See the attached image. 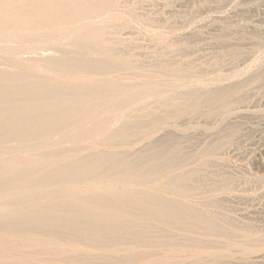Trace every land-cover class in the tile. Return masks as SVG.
Segmentation results:
<instances>
[{
  "label": "rangeland",
  "instance_id": "rangeland-1",
  "mask_svg": "<svg viewBox=\"0 0 264 264\" xmlns=\"http://www.w3.org/2000/svg\"><path fill=\"white\" fill-rule=\"evenodd\" d=\"M263 9L264 0H115L110 16L96 25L106 29L105 43L80 24L57 25L39 30L42 33L11 30L9 38L2 37L0 56L6 60L0 67V86L26 87L32 95L18 108L0 103V118L20 110L29 117L62 108L85 109L86 115L76 122L71 136L53 133L47 143L41 137L13 142L14 148L0 155V181L20 177L24 170L48 172L86 156L95 162L98 155H110L112 163L95 162L98 180L103 189L129 190L135 200H118L115 206L112 198L102 197L100 188L79 182L77 188L85 196L96 194L97 200L110 202L104 212L83 203L65 185L44 187L35 193L33 203L79 215H110L115 228L79 219L68 223V231H43L46 234L37 236L36 242L25 232L0 241V264H264V219L244 217L239 210L264 201V21L255 16ZM42 43L53 53L40 57L3 51L19 52ZM61 53L73 61L84 57L100 67L81 71L77 65L60 64L56 60ZM119 128L125 132L113 137ZM257 133L263 137L256 151L250 142ZM158 163H163V171ZM145 164H157L158 172L140 177L147 180L144 186L118 182L126 173L138 177ZM36 178L29 173L18 184H4L0 199L26 191ZM162 205L170 206L169 213ZM70 237L76 242L69 243Z\"/></svg>",
  "mask_w": 264,
  "mask_h": 264
},
{
  "label": "bare ground",
  "instance_id": "bare-ground-1",
  "mask_svg": "<svg viewBox=\"0 0 264 264\" xmlns=\"http://www.w3.org/2000/svg\"><path fill=\"white\" fill-rule=\"evenodd\" d=\"M115 0H25V2L23 4H17L18 1L17 0H0V39L2 37L5 38H9L10 35H12L10 32L11 30H20L22 32H26V33H31V32H36L39 30H43L45 31V28H49V27H54L57 25H65V26H70L73 24H80V26H83L82 28H84V26H86V28H88V32L89 35H93V36H97L100 38V40L105 43L106 40L104 39V30L103 28L96 26L98 21H103L105 19L108 18V16H110L109 11H112V7H113V3ZM117 4V3H116ZM11 7H13V9H11ZM116 9V8H115ZM259 11V10H257ZM256 11V12H257ZM263 12H257L255 16L258 17L259 20H263L264 21V9L262 10ZM112 13V12H111ZM112 15V14H111ZM105 24H103L104 26ZM116 29V28H115ZM83 30V29H81ZM110 30V29H109ZM59 31V30H58ZM25 32L23 34H25ZM41 32V31H39ZM46 32V31H45ZM51 32V31H49ZM82 32V31H81ZM117 32V31H116ZM42 33V32H41ZM54 33V32H53ZM107 33V32H106ZM110 33V32H109ZM16 34V33H15ZM22 34V35H23ZM47 35H49L48 33H46ZM83 34V33H81ZM29 35V34H28ZM35 35V34H34ZM53 35V34H52ZM51 35V36H52ZM59 35V33H58ZM80 35V34H79ZM85 35V34H83ZM25 38V35H23ZM50 36V37H51ZM92 36V38H93ZM108 36V35H105ZM20 37V36H19ZM27 37V36H26ZM16 38V37H15ZM57 38V37H56ZM84 38V37H83ZM87 38V37H86ZM112 38V37H111ZM28 39V38H27ZM97 39V38H95ZM115 39V38H114ZM117 39V38H116ZM9 40V39H8ZM7 40V41H8ZM32 40V39H31ZM39 41V39H37ZM49 40V39H48ZM5 41V40H4ZM20 41V40H19ZM18 41V42H19ZM22 41V40H21ZM51 41V40H50ZM94 41V40H93ZM15 42V41H14ZM16 42V43H18ZM23 42V41H22ZM46 42V41H45ZM44 42V43H45ZM95 42V41H94ZM93 42V43H94ZM100 42V41H99ZM2 43V42H1ZM4 43V42H3ZM8 43V42H6ZM35 43V42H34ZM50 43V42H49ZM5 44V43H4ZM9 44V43H8ZM6 44V47H10V45ZM25 44V43H24ZM23 44V45H24ZM40 44V43H39ZM51 44V43H50ZM8 45V46H7ZM92 45V44H91ZM12 46H16L17 48L19 46L17 45H12ZM47 45H39L38 47H34L31 49H24V50H19V52H16L14 50H11L9 48L4 49V52H8V54H13L14 55H18L21 53H23L24 55H33V56H40L42 54L45 55V53L49 54V53H53V51H48L47 52ZM24 47V46H23ZM22 47V48H23ZM12 48V47H10ZM15 47H13L12 49H14ZM46 48V49H45ZM99 48V47H98ZM118 48V47H117ZM16 49V48H15ZM55 49V47H54ZM17 50V49H16ZM107 50V49H106ZM56 52V51H55ZM59 52V51H57ZM109 52V51H108ZM67 53V52H66ZM63 53H61L60 58L58 60H56L58 63L60 64H73V65H77L81 71H89L90 69H94L96 67H100L99 64H97V62L95 61H91V60H87L81 58V60L78 61H73L70 58L65 57L64 55H62ZM75 54V53H74ZM80 55V54H79ZM84 55V54H83ZM73 56V55H72ZM9 57V56H8ZM48 57V56H47ZM51 57V54H50ZM80 58V57H79ZM6 60L3 56H0V67H1V63L4 62V60ZM32 60V59H31ZM100 60V59H99ZM104 60V59H103ZM43 61V60H42ZM49 61V60H48ZM53 61V60H52ZM97 61V60H96ZM106 61V60H105ZM121 61V60H120ZM56 64V63H55ZM7 65V64H6ZM102 66V65H101ZM106 66V65H105ZM132 66V65H131ZM63 68V67H62ZM96 68V69H98ZM1 69V68H0ZM58 69V68H57ZM68 69V68H67ZM95 69V70H96ZM2 70V69H1ZM74 70V69H73ZM104 70V69H103ZM111 69H108L107 71H109ZM114 70V69H113ZM83 71V72H84ZM97 71V70H96ZM0 72H3L0 71ZM101 72V71H100ZM86 73V72H85ZM2 74V73H1ZM91 74V73H90ZM103 79H101L102 81L106 80V77H102ZM90 80V79H89ZM89 89V88H88ZM102 90V89H101ZM95 91V90H93ZM32 92V91H31ZM31 92L27 91L26 87H21L18 88L17 90H13L11 89L10 86H0V103H4L7 105H12V107L14 108H18V103H20V101H22L25 97L32 95ZM80 94V93H79ZM77 95V94H76ZM85 95V94H84ZM135 95V94H134ZM34 97V96H33ZM29 98V97H28ZM55 98V97H54ZM40 99V98H38ZM110 100V99H109ZM106 100V101H109ZM133 101H131L132 103ZM55 103V102H54ZM94 104V103H93ZM28 105V104H27ZM120 105V104H119ZM45 106V105H44ZM126 106V105H125ZM109 107V106H108ZM65 108V107H64ZM85 108V107H84ZM91 109V108H90ZM94 109V108H93ZM51 110V108H50ZM54 110V109H53ZM84 111H82L81 109L79 111L75 110H70V109H58V110H54V111H50V112H42L39 113L38 115L35 116H25L23 115V111L20 110V112L14 116H10V117H2L0 118L1 124H0V155L1 153H4L8 150H11L13 147V142L15 141H23L26 139H37L39 137L46 139L48 135L51 136V134L55 133L54 135L57 136H62V137H66V136H71V134L74 133V131L76 130L75 124L78 121H81L85 118V109H83ZM86 111H89L88 109H86ZM88 113V112H87ZM95 113V112H94ZM4 115V114H3ZM89 115V114H88ZM88 118V116H86ZM95 121V120H94ZM104 122V121H103ZM152 124V123H151ZM263 124V123H262ZM71 127V128H70ZM81 129V128H80ZM90 130V129H89ZM76 132V131H75ZM84 132V131H83ZM125 132V130L123 128H119L114 134L113 137H117V136H121L123 135V133ZM58 133V134H57ZM82 133V131H81ZM84 132L83 134L86 135ZM152 132H149L148 134H151ZM263 133V132H262ZM82 134V135H83ZM258 138L256 139L255 137ZM76 136V135H74ZM78 136V135H77ZM79 137V136H78ZM77 137V138H78ZM263 136H261V134L257 133L255 136H253V140L250 142V146L252 150L256 151L259 149L258 147L261 146V138ZM52 138V137H51ZM69 138V137H68ZM81 138V137H80ZM55 139V138H54ZM84 139V138H83ZM86 139V137H85ZM50 140V139H49ZM69 140V139H68ZM82 140V139H81ZM73 141V140H72ZM75 141V139H74ZM263 141V140H262ZM24 142V141H23ZM42 143H47L48 138L44 141H41ZM70 142V141H69ZM11 144V146H9ZM34 144V143H33ZM39 144V143H38ZM36 148H38L37 143L34 144ZM42 145V144H41ZM257 147H254L256 146ZM249 147V146H248ZM81 149V148H80ZM154 149V148H151ZM249 149V148H248ZM35 150V149H34ZM159 150V149H158ZM166 150V149H165ZM250 150V149H249ZM19 151V150H18ZM39 151V150H38ZM48 151V150H47ZM67 151V150H66ZM78 151L77 150H73L74 153H76ZM156 151V150H155ZM162 152V151H161ZM42 153V152H40ZM53 153V151H52ZM55 153V152H54ZM153 153V152H152ZM156 153H160L159 151H156ZM44 154V153H43ZM56 155H58L56 153ZM61 155V154H60ZM71 155V154H70ZM156 155V154H155ZM161 155V153L159 154ZM11 156V155H10ZM42 156V155H41ZM55 156V155H54ZM68 156V155H67ZM110 156V155H109ZM107 156V157H109ZM113 156V155H112ZM9 157V156H8ZM104 155H98L96 161H98L97 163H103V164H108V163H112L113 159L112 158H107ZM45 158V157H44ZM48 158V157H47ZM52 158V157H51ZM83 158V157H82ZM114 158V157H113ZM152 158V156H151ZM149 158V159H151ZM156 157H154L155 159ZM35 159V158H34ZM117 159V157H116ZM115 159V160H116ZM148 159V160H149ZM10 160V159H9ZM19 160V159H18ZM42 160V159H41ZM78 160V159H77ZM114 160V161H115ZM144 160V159H143ZM145 160H147L145 158ZM39 161V160H38ZM37 161V162H38ZM95 161V162H96ZM158 161V160H157ZM155 161V162H157ZM27 162V161H26ZM94 162V160L92 159V157H88L86 156V158L80 160L79 161H72L70 163H63V164H57L56 166H53L52 169L48 172H39V169H32L31 172L30 171H23L22 176H13L10 178H5L2 179V181H0V191L2 188H4V184L6 185L8 182H11L13 184H18L21 179H28L29 173L33 176V175H37V180H33V183L28 186H30V188H28L26 191H22L19 190L17 191L15 194L10 195V196H5L2 197L0 199V205H1V216H0V241L3 242L6 239H9L10 237H14V236H21L23 235L25 232L30 233V240H34L36 242L37 240V236L39 235H43L46 234L45 230H49L50 234H51V230L54 231L52 233H58L61 230H67V227L69 226L68 223L74 224L77 223L79 219H84L87 222L90 223H97L100 221H103L105 224V227L109 228V229H113L115 228V222L113 219V217H108L110 215L106 216H102L103 218H100V216H96L95 214H73L71 212H67V211H63L57 207H47L44 206V204L40 201L37 202H32L31 200L34 199L35 193L40 190L43 189L44 187L47 186H53V185H65L71 194H77L80 199L83 201V203H85L86 205H89L91 208L95 207V208H102V210L104 209H108L110 205L109 201H99L95 198L96 194L94 195V197H87L85 196V194H83V192H80L77 188V184L79 182H85L87 184H92L94 187L96 188H100L99 191L101 192V195H103L102 197L106 198L108 197L110 200V198H112L114 201L112 203H114V205L116 206L118 204V200H122V199H129V198H133L131 196H133L132 192L130 193L129 190H124L128 191H122L121 189L117 190V186L116 188L113 189H103L104 185H102L100 183V181L98 180L97 176L99 174V169L97 164ZM142 162V161H141ZM154 162V163H155ZM160 162V161H159ZM25 163V162H24ZM50 163V162H49ZM49 163H47V166L50 165ZM54 163V161L52 162ZM143 163V162H142ZM141 163V164H142ZM147 163V161H146ZM153 163V164H154ZM168 162H166L165 166H170L167 165ZM152 164V163H151ZM149 164V165H151ZM171 164V163H170ZM5 165V164H4ZM8 165V164H7ZM46 165V163H45ZM52 165V164H51ZM50 165V166H51ZM146 164L145 165H141L139 168V172H141V174H139L138 177H136V174L134 175L133 173H130V175L127 173L123 176L119 177V183L123 184V183H135V182H139L141 184L147 183V180L144 181H140L143 178L145 179L146 176L150 175V174H155L158 169V165H152L149 166ZM163 165V163L161 164ZM159 165V166H161ZM1 166V165H0ZM22 166V165H21ZM13 167V166H12ZM40 167V166H39ZM162 167V171H163V167ZM27 168V167H26ZM41 168V167H40ZM7 169V168H6ZM46 169V168H45ZM17 170V169H16ZM19 170V169H18ZM29 170V169H28ZM160 170V171H161ZM166 170V168H165ZM17 172V171H16ZM19 173V172H18ZM40 173V174H39ZM125 173V172H124ZM160 173V172H159ZM14 174V173H13ZM16 175V174H15ZM161 175V174H160ZM155 176V175H154ZM4 177V175H3ZM140 177H143L140 179ZM164 177V176H163ZM35 178V177H34ZM118 178V177H116ZM160 178V176L158 177ZM153 179V178H152ZM157 179V178H156ZM156 179L153 180L156 182ZM101 180V179H100ZM139 180V181H138ZM166 180V177H165ZM164 180V181H165ZM171 180V179H170ZM169 179L167 181H170ZM117 181V180H116ZM152 181V180H151ZM158 181V180H157ZM103 182V181H102ZM115 182V181H114ZM162 182V180L160 181V183ZM21 183V182H20ZM25 183V182H24ZM27 183V182H26ZM105 183V182H104ZM118 183V184H119ZM138 183V184H139ZM149 183V182H148ZM166 183V182H164ZM171 183V182H169ZM113 184V183H112ZM115 184V183H114ZM117 184V183H116ZM137 184V183H136ZM152 184V183H151ZM167 184V183H166ZM8 185V184H7ZM11 185V184H10ZM108 185H110V182L108 183ZM156 185V183H155ZM168 185V184H167ZM120 186V184H119ZM132 186V185H131ZM134 186V185H133ZM146 186V185H145ZM154 186V185H153ZM15 187V186H14ZM18 187V186H17ZM27 187V186H25ZM138 187V186H137ZM10 188V187H9ZM88 188V186H87ZM108 188V186H107ZM140 188V187H139ZM149 188V186H148ZM152 188V187H151ZM156 188V187H155ZM12 189V187L10 188ZM19 189V188H18ZM4 190V189H3ZM13 190V189H12ZM11 190V191H12ZM15 190V189H14ZM131 190V189H130ZM155 190V189H154ZM9 191V190H8ZM135 191V190H134ZM133 191V192H134ZM156 191V190H155ZM42 192V191H41ZM47 192V191H46ZM93 192V191H92ZM96 192V191H95ZM142 192V190L140 191ZM3 193V192H2ZM40 193V192H39ZM38 193V194H39ZM130 193V195H129ZM138 193V192H137ZM144 193V192H143ZM12 194V193H11ZM37 194V193H36ZM42 194V193H41ZM40 194V195H41ZM146 194V193H145ZM45 195V193H44ZM144 195V194H143ZM148 195V193H147ZM37 196V195H36ZM35 196V197H36ZM99 196V195H98ZM136 197V195H135ZM137 197H139L137 195ZM141 197V196H140ZM145 197V196H144ZM143 197V198H144ZM149 197V196H148ZM41 198V197H40ZM38 197V199H40ZM45 198V197H44ZM101 198V197H98ZM157 198V197H155ZM242 198V197H241ZM37 199V198H36ZM34 199V201L36 200ZM111 199V201H112ZM134 199V198H133ZM137 199V198H136ZM140 199V198H139ZM138 199V200H139ZM147 199V198H146ZM151 199H153V197H151ZM243 199V198H242ZM263 199V198H262ZM122 200V201H124ZM132 201V199H130ZM135 200V199H134ZM150 199H148L149 201ZM154 201L157 199H153ZM161 200V199H160ZM260 200V199H259ZM145 201V199L143 200ZM147 201V200H146ZM158 201V200H157ZM163 201V200H162ZM161 201V202H162ZM253 201V200H252ZM135 202V201H133ZM140 202L142 203L141 199ZM139 202V203H140ZM160 202V203H161ZM164 202V201H163ZM162 202V203H163ZM248 202V200L244 199V204H246ZM255 202V201H254ZM253 202V203H254ZM257 202V200H256ZM122 203H126V202H122ZM121 203V204H122ZM128 203V202H127ZM140 203V204H141ZM148 203V202H146ZM145 203V204H146ZM159 203V204H160ZM165 203V202H164ZM163 203V204H164ZM240 203V202H239ZM157 204V202H156ZM155 204V205H156ZM167 204V203H166ZM252 204V203H251ZM18 208H15V206H18ZM113 205V204H112ZM113 205V206H114ZM120 205V203H119ZM118 207L116 208H119ZM139 205V204H138ZM149 205V203H148ZM147 205V206H148ZM154 205V206H155ZM254 205V204H253ZM253 205H246L245 207H241L239 208L240 210V215L244 216V217H249V218H262L264 219V201L261 200V202L258 201V203L253 206ZM122 206V205H121ZM146 206V205H145ZM146 206V207H147ZM169 213L170 211V206H164ZM124 207V205H123ZM149 207V206H148ZM153 207V206H152ZM160 210H162V208ZM115 208V209H116ZM143 208V205H142ZM141 208V209H142ZM112 209V208H111ZM124 209V208H123ZM146 209V208H145ZM154 209V208H153ZM157 208L155 207V210ZM165 209V211H166ZM180 209H182L180 207ZM103 210V211H104ZM118 212H120L119 209H117ZM158 210V209H157ZM164 210V208H163ZM179 210V208L177 209ZM238 210V211H239ZM106 211H110V210H106ZM144 211V210H143ZM147 211V210H146ZM164 211V212H165ZM105 212V211H104ZM114 212V210H113ZM117 212V213H118ZM94 213V211H93ZM102 213V212H101ZM121 213V212H120ZM118 213V214H120ZM167 213V214H168ZM174 213V212H173ZM109 214V213H108ZM122 214V213H121ZM113 215V214H112ZM125 215V214H124ZM171 215V213H170ZM121 216V215H118ZM123 216V215H122ZM191 216V215H190ZM115 217V216H114ZM197 217V216H196ZM116 218V217H115ZM120 218V217H119ZM198 218V217H197ZM197 218H194L197 220ZM245 219V218H244ZM6 220L8 222H10V224L8 225V223L6 222ZM120 219H117L116 221L118 222ZM68 225V226H67ZM103 225V224H102ZM92 226V225H91ZM78 227V228H77ZM77 227H75L74 229H78L80 231H82L83 227H81V225H77ZM71 228V226H70ZM73 229V230H74ZM47 231V234L48 232ZM65 231V233H66ZM71 231V230H70ZM75 232V231H74ZM62 233V231L60 232ZM69 233V232H68ZM75 234V233H74ZM79 234V233H78ZM109 234V232H108ZM112 234V233H111ZM117 234V233H115ZM25 235V234H24ZM54 235V234H53ZM61 235V234H59ZM58 235V236H59ZM64 235V234H62ZM66 235V234H65ZM72 235V234H70ZM69 234L67 236H70ZM97 235V234H96ZM110 235V234H109ZM119 235V233H118ZM121 235V234H120ZM44 236V235H43ZM42 236V237H43ZM47 236V235H46ZM55 236V235H54ZM73 236V235H72ZM116 236V235H115ZM113 236V237H115ZM29 237V235H28ZM50 237V236H49ZM74 237V236H73ZM70 237L71 239L69 243H74L76 242V240ZM112 237V236H111ZM25 238V237H24ZM55 238V237H54ZM57 238V237H56ZM47 239V238H45ZM44 239V240H45ZM52 239V238H51ZM62 239V238H61ZM67 239V238H66ZM111 239V238H109ZM113 239V238H112ZM16 240V239H15ZM40 240V239H39ZM49 240V239H48ZM51 240H49L50 242ZM53 241V240H52ZM56 241V240H55ZM108 241V240H107ZM20 242V240H19ZM40 242V241H39ZM46 242V241H45ZM4 243V242H3ZM17 243V242H15ZM14 243V244H15ZM23 243V242H22ZM41 243V242H40ZM39 243V245H40ZM54 243V242H53ZM58 243V242H57ZM7 244V243H6ZM12 244V243H11ZM13 244V245H14ZM21 244V242H20ZM28 244V243H26ZM31 244V243H30ZM36 244V243H35ZM64 244V243H63ZM37 245V244H36ZM51 245V243H50ZM20 246V245H19ZM22 246V245H21ZM27 247H30V245H26ZM47 246V245H46ZM72 246V245H71ZM4 247V246H3ZM6 247V246H5ZM13 247V246H12ZM15 247V246H14ZM24 247V246H23ZM69 247V246H68ZM41 248V247H40ZM22 249V248H20ZM28 249V248H26ZM39 249V247H38ZM50 249V248H49ZM54 249V248H53ZM52 249V250H53ZM4 250V249H3ZM7 250V249H6ZM19 250V249H18ZM36 252L37 248H35ZM51 250V251H52ZM11 251V249H10ZM9 251V253H10ZM24 251V250H23ZM22 251V252H23ZM29 251V249L27 250ZM31 251V250H30ZM40 251V249H39ZM6 252V251H5ZM15 252V251H14ZM14 252L11 254H14ZM19 252V251H18ZM35 253V251H33ZM41 252V251H40ZM39 252V253H40ZM60 252V251H59ZM7 253V252H6ZM21 253V252H20ZM24 253V252H23ZM28 253V252H27ZM38 253V254H39ZM44 252H42L43 255ZM50 253V252H49ZM64 253V252H63ZM70 253V252H69ZM19 254V253H18ZM30 254V253H28ZM33 254V253H32ZM36 254V253H35ZM48 254V253H47ZM46 254V255H47ZM56 254V252H55ZM66 254V252L64 253ZM24 255V254H23ZM30 256V255H28ZM34 256V254H33ZM36 256V255H35ZM45 256V255H43ZM12 257V256H10ZM18 257V256H16ZM6 258V257H4ZM20 258V257H19ZM41 257H39L40 259ZM44 258V257H43ZM7 259V258H6ZM26 259V258H25ZM34 259V258H33ZM56 259V258H55ZM58 259V258H57ZM56 259V260H57ZM10 260V259H9ZM18 259H16L15 261H17ZM30 260V258H29ZM27 260V261H29ZM35 260V259H34ZM61 260V259H60ZM14 261V259H13ZM11 260V262H13ZM24 261V260H22ZM26 261V260H25ZM26 261V262H27ZM69 261V260H68ZM19 263V261H17ZM16 262V263H17ZM5 263V262H4ZM15 263V262H14ZM28 263V262H27ZM30 263V261H29ZM64 263V262H63ZM66 263V262H65ZM69 263V262H68ZM66 263V264H68ZM6 264V263H5ZM8 264V263H7ZM10 264V263H9ZM20 264V263H19ZM35 264V263H34ZM38 264V262L36 263Z\"/></svg>",
  "mask_w": 264,
  "mask_h": 264
}]
</instances>
